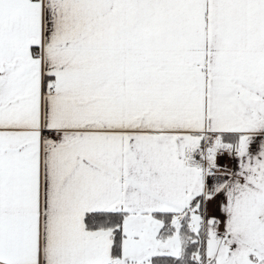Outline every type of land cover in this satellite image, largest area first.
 <instances>
[{
    "label": "snow or ice",
    "instance_id": "obj_1",
    "mask_svg": "<svg viewBox=\"0 0 264 264\" xmlns=\"http://www.w3.org/2000/svg\"><path fill=\"white\" fill-rule=\"evenodd\" d=\"M0 264H264V0H0Z\"/></svg>",
    "mask_w": 264,
    "mask_h": 264
}]
</instances>
